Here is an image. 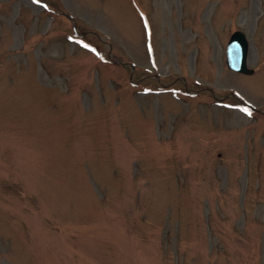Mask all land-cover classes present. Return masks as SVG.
Returning <instances> with one entry per match:
<instances>
[{
  "label": "rangeland",
  "instance_id": "374dc122",
  "mask_svg": "<svg viewBox=\"0 0 264 264\" xmlns=\"http://www.w3.org/2000/svg\"><path fill=\"white\" fill-rule=\"evenodd\" d=\"M251 101L264 0H0V264H264Z\"/></svg>",
  "mask_w": 264,
  "mask_h": 264
},
{
  "label": "water",
  "instance_id": "95a60500",
  "mask_svg": "<svg viewBox=\"0 0 264 264\" xmlns=\"http://www.w3.org/2000/svg\"><path fill=\"white\" fill-rule=\"evenodd\" d=\"M248 53V42L245 35L236 32L232 35L228 48V66L241 73L249 74L246 58Z\"/></svg>",
  "mask_w": 264,
  "mask_h": 264
}]
</instances>
